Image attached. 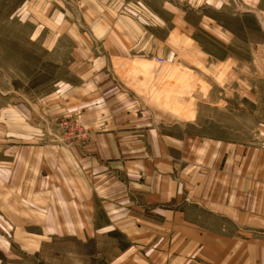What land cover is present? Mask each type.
I'll list each match as a JSON object with an SVG mask.
<instances>
[{"label": "crops", "instance_id": "obj_1", "mask_svg": "<svg viewBox=\"0 0 264 264\" xmlns=\"http://www.w3.org/2000/svg\"><path fill=\"white\" fill-rule=\"evenodd\" d=\"M84 1L89 17L80 22L90 31L63 15L36 35L48 26L44 47L73 48L71 78H59L37 105L47 118L78 116L89 139L35 144L44 132L35 134L24 113L29 131L0 126V241L58 234L85 251L89 239L96 257L108 253L107 264H264V114L197 109L209 98L183 103L190 117L166 109L155 98L162 89L150 84L160 69L132 65L177 58L162 49L176 45V17L158 15L152 0ZM171 2L164 10H177ZM9 114L18 120V108Z\"/></svg>", "mask_w": 264, "mask_h": 264}, {"label": "rangeland", "instance_id": "obj_2", "mask_svg": "<svg viewBox=\"0 0 264 264\" xmlns=\"http://www.w3.org/2000/svg\"><path fill=\"white\" fill-rule=\"evenodd\" d=\"M157 1L146 3L156 7L158 15L176 17L178 36H172L176 47L162 44V49L171 47L177 58L171 61L159 59L153 64L134 61L132 66L141 70H149L151 66L160 69L161 74L150 82L151 87L163 91L155 94L159 103L182 117H190L193 109L183 103L201 102L202 98H209L211 104L197 109L208 114L222 115L226 108L230 111L252 110L258 116L263 115L264 0ZM167 2H174L177 10H164ZM84 8V0H0V111L3 117L0 126L3 133L11 130V124L18 132L29 131L20 117L24 113V116L28 114V124L34 127L35 134L44 132L42 139L37 136L35 144L70 145L63 139L66 130L61 121L75 115L47 118L43 116L42 106L37 105V97L52 91L59 78L70 77L65 65L72 57L73 48L64 43L56 44L53 50L44 47L41 37L49 34L47 25L41 37L35 38L42 30L43 22L63 15L78 21L81 32L90 31V27L80 22L89 17ZM148 16L146 11V18ZM245 99H256L257 107L243 105ZM223 101H229L228 105L224 107ZM218 102L219 108L212 106ZM10 108H18V120L13 119L14 122L10 121ZM259 121L257 118V126ZM25 144V138L18 139V146ZM33 230L39 229L34 227ZM1 236L0 264H107L108 253L98 252L102 257H96L90 250L89 239L87 250L75 251L73 236ZM100 240L106 243L107 239L102 237ZM29 241L34 246L32 250L25 249ZM80 255H86V258Z\"/></svg>", "mask_w": 264, "mask_h": 264}, {"label": "built area", "instance_id": "obj_3", "mask_svg": "<svg viewBox=\"0 0 264 264\" xmlns=\"http://www.w3.org/2000/svg\"><path fill=\"white\" fill-rule=\"evenodd\" d=\"M61 125L66 130V135L63 137L65 143L71 145L74 142H77V139L79 142L81 140L86 141V139H89V130L78 116L62 120Z\"/></svg>", "mask_w": 264, "mask_h": 264}]
</instances>
